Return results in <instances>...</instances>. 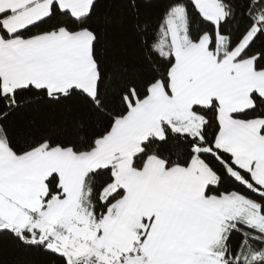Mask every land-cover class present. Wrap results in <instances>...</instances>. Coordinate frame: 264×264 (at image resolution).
Returning a JSON list of instances; mask_svg holds the SVG:
<instances>
[{
    "label": "snow or ice",
    "instance_id": "1",
    "mask_svg": "<svg viewBox=\"0 0 264 264\" xmlns=\"http://www.w3.org/2000/svg\"><path fill=\"white\" fill-rule=\"evenodd\" d=\"M73 98L60 135L12 122ZM5 233L61 264H264V0H0Z\"/></svg>",
    "mask_w": 264,
    "mask_h": 264
},
{
    "label": "trees",
    "instance_id": "2",
    "mask_svg": "<svg viewBox=\"0 0 264 264\" xmlns=\"http://www.w3.org/2000/svg\"><path fill=\"white\" fill-rule=\"evenodd\" d=\"M119 14V5L112 10ZM143 11L154 15L151 5H145ZM112 52L128 64L139 67L141 53L135 34L130 28H116L109 35ZM90 113L84 101L73 98L63 104L46 102L32 104L12 117L18 129L30 130L34 134L49 133L60 135L65 129H71L77 121H89ZM231 187L226 184L225 188ZM225 190L221 188V191ZM0 264H61L60 258L37 247H24L11 234H0Z\"/></svg>",
    "mask_w": 264,
    "mask_h": 264
}]
</instances>
